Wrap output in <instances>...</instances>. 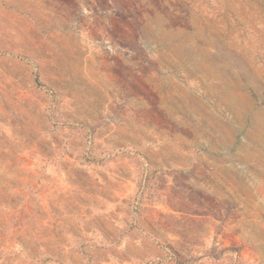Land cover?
Segmentation results:
<instances>
[{
  "label": "rangeland",
  "instance_id": "rangeland-1",
  "mask_svg": "<svg viewBox=\"0 0 264 264\" xmlns=\"http://www.w3.org/2000/svg\"><path fill=\"white\" fill-rule=\"evenodd\" d=\"M0 264H264V0H0Z\"/></svg>",
  "mask_w": 264,
  "mask_h": 264
}]
</instances>
